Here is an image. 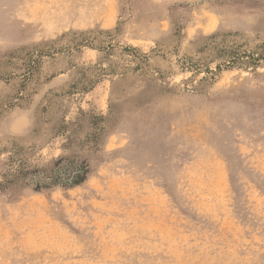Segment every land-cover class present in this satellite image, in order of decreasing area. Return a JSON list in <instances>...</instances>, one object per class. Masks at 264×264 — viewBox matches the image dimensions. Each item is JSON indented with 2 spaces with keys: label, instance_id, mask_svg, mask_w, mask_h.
Segmentation results:
<instances>
[{
  "label": "rangeland",
  "instance_id": "1",
  "mask_svg": "<svg viewBox=\"0 0 264 264\" xmlns=\"http://www.w3.org/2000/svg\"><path fill=\"white\" fill-rule=\"evenodd\" d=\"M30 104L0 264H264V0H0Z\"/></svg>",
  "mask_w": 264,
  "mask_h": 264
},
{
  "label": "clouds",
  "instance_id": "2",
  "mask_svg": "<svg viewBox=\"0 0 264 264\" xmlns=\"http://www.w3.org/2000/svg\"><path fill=\"white\" fill-rule=\"evenodd\" d=\"M35 104L11 109L0 116V136L23 137L30 132L34 124Z\"/></svg>",
  "mask_w": 264,
  "mask_h": 264
}]
</instances>
